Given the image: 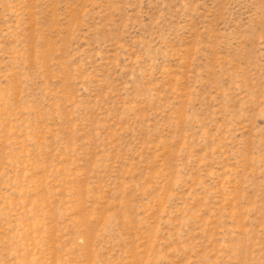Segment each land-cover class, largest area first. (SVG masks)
<instances>
[{
  "label": "rangeland",
  "instance_id": "374dc122",
  "mask_svg": "<svg viewBox=\"0 0 264 264\" xmlns=\"http://www.w3.org/2000/svg\"><path fill=\"white\" fill-rule=\"evenodd\" d=\"M0 264H264V0H0Z\"/></svg>",
  "mask_w": 264,
  "mask_h": 264
}]
</instances>
